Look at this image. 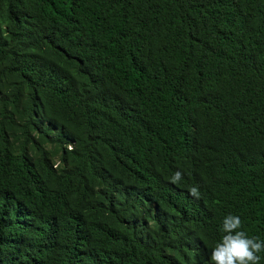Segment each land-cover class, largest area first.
I'll use <instances>...</instances> for the list:
<instances>
[{"label": "trees", "instance_id": "16d2710c", "mask_svg": "<svg viewBox=\"0 0 264 264\" xmlns=\"http://www.w3.org/2000/svg\"><path fill=\"white\" fill-rule=\"evenodd\" d=\"M230 214L264 242V0H0V264H210Z\"/></svg>", "mask_w": 264, "mask_h": 264}, {"label": "clouds", "instance_id": "9594fccd", "mask_svg": "<svg viewBox=\"0 0 264 264\" xmlns=\"http://www.w3.org/2000/svg\"><path fill=\"white\" fill-rule=\"evenodd\" d=\"M182 177L180 171L171 178L173 183ZM190 194L198 197L196 187L190 189ZM242 222L239 216L228 215L222 222L224 235L220 242L211 250L210 264H259L257 253L264 251V242L257 238H249L244 231L239 230Z\"/></svg>", "mask_w": 264, "mask_h": 264}]
</instances>
